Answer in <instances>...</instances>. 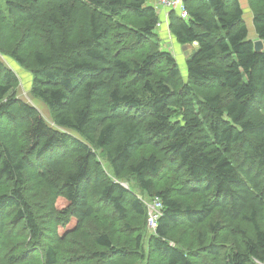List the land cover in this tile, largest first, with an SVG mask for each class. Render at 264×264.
I'll use <instances>...</instances> for the list:
<instances>
[{
    "label": "trees",
    "instance_id": "obj_1",
    "mask_svg": "<svg viewBox=\"0 0 264 264\" xmlns=\"http://www.w3.org/2000/svg\"><path fill=\"white\" fill-rule=\"evenodd\" d=\"M155 1L0 0V54L54 124L0 62V264H264V0L255 39L239 0L168 14L185 83Z\"/></svg>",
    "mask_w": 264,
    "mask_h": 264
},
{
    "label": "rangeland",
    "instance_id": "obj_2",
    "mask_svg": "<svg viewBox=\"0 0 264 264\" xmlns=\"http://www.w3.org/2000/svg\"><path fill=\"white\" fill-rule=\"evenodd\" d=\"M240 5L243 8L244 11V22L248 28L249 37L251 39H255V33L254 28L252 24V11H251V2L250 0H241ZM164 19V20H163ZM161 19L162 21H158V24L156 26V40L157 44L160 48L161 52H167L171 54L176 62V65L180 71V77L181 80L185 83L187 81L186 76V61L192 51L195 49V44L193 45H186V46H180L178 45L173 38L171 37L169 31H168V21H166V18ZM0 62H2L4 65H6L8 68H11L15 71V73L18 76L19 79V85L16 90V96L18 99L22 100L23 102L35 107L41 114L44 121L50 125L53 126L52 117L47 109V107L39 100L35 99L30 94V75L22 70L19 66H17L11 59L4 57L0 54ZM71 133L73 136H77L76 134ZM101 160V158H100ZM102 162V160H101ZM104 167L106 168L105 162H102ZM168 174H164L163 178H161L160 182H158V186H161L165 179L168 178ZM125 188H128V185L126 183H122ZM141 198V197H139ZM63 204L62 199H59L57 201V207H61ZM71 226V225H70ZM59 232L62 233V227L58 228Z\"/></svg>",
    "mask_w": 264,
    "mask_h": 264
},
{
    "label": "built area",
    "instance_id": "obj_3",
    "mask_svg": "<svg viewBox=\"0 0 264 264\" xmlns=\"http://www.w3.org/2000/svg\"><path fill=\"white\" fill-rule=\"evenodd\" d=\"M154 5L161 12L163 18H166V21L168 20V14L172 11L177 13L182 19H187L188 17L183 0H156ZM144 203L147 207V228L151 233H154L158 220L162 215L163 204L159 198L144 201Z\"/></svg>",
    "mask_w": 264,
    "mask_h": 264
},
{
    "label": "water",
    "instance_id": "obj_4",
    "mask_svg": "<svg viewBox=\"0 0 264 264\" xmlns=\"http://www.w3.org/2000/svg\"><path fill=\"white\" fill-rule=\"evenodd\" d=\"M254 49H255V52H261L262 49H263V44L261 41H256L255 44H254Z\"/></svg>",
    "mask_w": 264,
    "mask_h": 264
},
{
    "label": "crops",
    "instance_id": "obj_5",
    "mask_svg": "<svg viewBox=\"0 0 264 264\" xmlns=\"http://www.w3.org/2000/svg\"><path fill=\"white\" fill-rule=\"evenodd\" d=\"M241 0H239V2H240ZM163 13V12H162Z\"/></svg>",
    "mask_w": 264,
    "mask_h": 264
}]
</instances>
